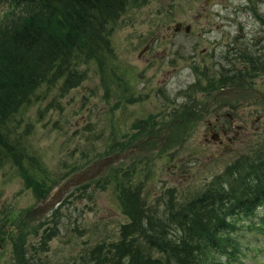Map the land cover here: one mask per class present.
Instances as JSON below:
<instances>
[{
  "label": "rangeland",
  "instance_id": "rangeland-1",
  "mask_svg": "<svg viewBox=\"0 0 264 264\" xmlns=\"http://www.w3.org/2000/svg\"><path fill=\"white\" fill-rule=\"evenodd\" d=\"M9 8L0 6V20L11 26L25 11ZM111 39L104 69L76 65L86 72L80 85L62 96L57 86L18 117L22 131L33 127L21 161L22 170L32 167L27 182L12 162L0 170V264H17L22 253L29 264H90L94 247L118 240L128 208L164 216L170 201L191 200L237 157L264 146V99L250 91L264 94V0H137ZM246 56L262 64L239 82ZM230 86L241 92L232 109L221 99L206 111ZM216 113L226 136L242 130L226 152L203 140ZM111 156L124 158L44 207L63 181ZM261 221L264 209L228 235L239 249L231 264H264V229H246Z\"/></svg>",
  "mask_w": 264,
  "mask_h": 264
},
{
  "label": "trees",
  "instance_id": "trees-1",
  "mask_svg": "<svg viewBox=\"0 0 264 264\" xmlns=\"http://www.w3.org/2000/svg\"><path fill=\"white\" fill-rule=\"evenodd\" d=\"M136 3L0 0V6L11 11H25L11 26L0 20V170L12 162L21 178L28 181L32 166L22 170L26 154L22 149L33 127L24 123L22 131L18 117L57 86L62 96L68 88L80 85L86 72L79 73L76 65L97 63L104 69L113 54L112 30ZM243 60L246 63L237 71L239 82H245L248 70L255 72L262 64L247 56ZM41 88L45 93L38 96ZM256 148H251L248 156L237 157L196 197L183 204L170 201L164 216L148 215L143 206L139 210L128 208L129 222L119 228L118 240L109 245L99 243L88 253L87 263L231 264L239 249L228 235L237 232L243 218H252L264 209V146ZM246 229L260 231L264 222ZM4 236L8 239V234ZM209 255L213 261L216 256L225 261H208ZM18 256L17 264H29L23 253Z\"/></svg>",
  "mask_w": 264,
  "mask_h": 264
},
{
  "label": "flooded vegetation",
  "instance_id": "flooded-vegetation-1",
  "mask_svg": "<svg viewBox=\"0 0 264 264\" xmlns=\"http://www.w3.org/2000/svg\"><path fill=\"white\" fill-rule=\"evenodd\" d=\"M209 2L210 1H207V4ZM185 27H184V31H185ZM181 29H182V26L180 24L179 31ZM167 30H170V28L168 27ZM189 30H190V27H189ZM173 31L175 32V27L173 28ZM179 31H177V32H179ZM261 83H263V81L262 82L260 81V84ZM221 91H225V92L222 95L217 96L218 93H220ZM250 91L252 93L254 92L253 95L256 97L257 100L258 99H264V94L263 93H260L259 91H257L254 88H250ZM238 95H241V92H237L234 87L230 86V87L221 88V89H219L217 91V94L215 93V95H214L215 98L213 97V103L207 105L208 109H205L207 107H203V108L206 111L212 110L213 107H214L213 105L217 104L216 101L222 99V102H223L221 104L222 108L232 109V107L234 106L232 101H235V99L237 97H239ZM216 112H221V111L220 110H216ZM215 116H216V118H215V121L213 123L212 122H208L207 123V129L204 130L203 140H204L205 143L211 142V143H213L215 145H218L219 147H221L222 151L226 152L229 149V147L232 146V143L234 142L232 137L238 138L240 136V134H241V132H239V131H242V130L239 129V131H233L231 137L226 136L227 131H228L226 125H221V124L218 123L221 120L220 117H219L220 116L219 113H216ZM226 118L232 119L231 116L228 115V114H226ZM220 137H223L225 139V143L224 144H222V141L220 140ZM219 152L220 151H218L217 154H220Z\"/></svg>",
  "mask_w": 264,
  "mask_h": 264
},
{
  "label": "water",
  "instance_id": "water-1",
  "mask_svg": "<svg viewBox=\"0 0 264 264\" xmlns=\"http://www.w3.org/2000/svg\"><path fill=\"white\" fill-rule=\"evenodd\" d=\"M180 28V24H176L175 25V32L179 31ZM185 31L188 32L189 31V26L185 27ZM225 91H221L220 93H218L217 96L222 95ZM124 158V157H123ZM122 158V159H123ZM121 160L120 157L118 156H111V157H107L105 159L100 160L96 165H92V167L84 172L75 174L73 176H71L70 178L66 179L65 181H63L59 187L53 192V194L51 195V201H48L45 203V206L47 209H52L53 207H56V205L59 203L60 198L63 194L66 193V191L69 190L70 187L74 186L76 183H80L86 180H89L92 178V172L95 171L96 168H98L99 170L96 172V174L100 173L103 169H105L106 167H108L110 164H115L118 163V161ZM95 174V172H94ZM48 209V210H49Z\"/></svg>",
  "mask_w": 264,
  "mask_h": 264
},
{
  "label": "clouds",
  "instance_id": "clouds-1",
  "mask_svg": "<svg viewBox=\"0 0 264 264\" xmlns=\"http://www.w3.org/2000/svg\"><path fill=\"white\" fill-rule=\"evenodd\" d=\"M179 102V101H178Z\"/></svg>",
  "mask_w": 264,
  "mask_h": 264
}]
</instances>
